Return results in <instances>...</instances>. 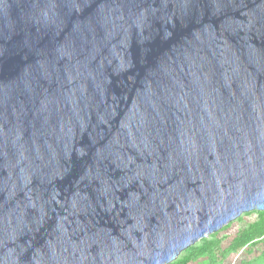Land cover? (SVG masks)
Returning <instances> with one entry per match:
<instances>
[{
	"label": "water",
	"instance_id": "95a60500",
	"mask_svg": "<svg viewBox=\"0 0 264 264\" xmlns=\"http://www.w3.org/2000/svg\"><path fill=\"white\" fill-rule=\"evenodd\" d=\"M264 210V0H0V264H169Z\"/></svg>",
	"mask_w": 264,
	"mask_h": 264
},
{
	"label": "rangeland",
	"instance_id": "374dc122",
	"mask_svg": "<svg viewBox=\"0 0 264 264\" xmlns=\"http://www.w3.org/2000/svg\"><path fill=\"white\" fill-rule=\"evenodd\" d=\"M263 211L244 212L237 219L212 233L209 237L204 238L218 243L212 248L211 252L192 256L187 264H264V235L249 242L241 249L232 250L230 248L232 241L237 236L247 230L252 223L259 221L260 212ZM202 244L203 240L201 239L193 246L200 247ZM190 254H192L190 251H183L173 262Z\"/></svg>",
	"mask_w": 264,
	"mask_h": 264
},
{
	"label": "trees",
	"instance_id": "16d2710c",
	"mask_svg": "<svg viewBox=\"0 0 264 264\" xmlns=\"http://www.w3.org/2000/svg\"><path fill=\"white\" fill-rule=\"evenodd\" d=\"M264 235V211L260 212V219L258 222H254L250 227L243 231L239 236H237L231 243L230 248L232 250H238L244 247L249 242H252L258 237ZM203 244L200 247L191 246L185 251H190L192 254L184 256L182 259L173 262L171 264H187L192 256L203 255L205 253L211 252L212 248L217 245L216 242L209 241L207 239H202Z\"/></svg>",
	"mask_w": 264,
	"mask_h": 264
}]
</instances>
